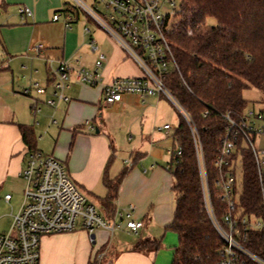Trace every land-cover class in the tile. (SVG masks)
<instances>
[{
  "label": "crops",
  "instance_id": "crops-1",
  "mask_svg": "<svg viewBox=\"0 0 264 264\" xmlns=\"http://www.w3.org/2000/svg\"><path fill=\"white\" fill-rule=\"evenodd\" d=\"M20 6L29 7L33 17L23 21L18 13ZM1 9L8 13L0 23L3 56L0 61V190L9 180L21 178L27 158L34 152L22 137L20 126L24 125L33 131L35 151L45 154L37 148L38 141L44 140V133L55 138V152L59 150V153L45 155L54 156L65 165L70 178L98 204L105 218L114 219L117 211L127 214L129 206L134 205L133 218L144 224L137 234L123 227L117 236L114 234L113 241L102 232L93 243L83 230L45 237L41 243L40 264H97L99 255H103L101 264L105 261L107 264H170L179 240L177 234L166 231L173 222L177 203L175 180L166 170L165 151L173 145L176 127L158 116L163 97H152L143 103L138 96L125 95L121 103L112 106L104 103L123 114L124 124L120 126L124 129L118 134L116 148L95 123L99 116H104L99 113L103 107V87L93 88L76 81L75 73L81 69L93 70L97 59V54L89 51L87 29L83 33L73 29L77 15L68 11L62 0H0ZM60 12L65 14H59L60 21L53 22L54 15ZM68 15L73 17L71 29L65 24ZM95 43L105 56V83L114 78L142 76L140 68L116 44ZM37 44L44 45L39 54L32 50ZM88 55L94 58L92 65L85 61ZM59 61H65L72 71V82L65 91L70 101H58L53 108L46 102L54 99L51 71ZM34 83L45 89L43 95L36 93ZM27 89L30 94L24 95ZM35 106L40 110L38 114L33 113ZM166 124L173 130H158ZM124 172L118 196L108 205L103 200L108 194L105 179L114 181ZM116 221L122 222L121 217L116 216ZM173 234L177 237L176 243ZM145 239L160 241L161 248L134 251V246Z\"/></svg>",
  "mask_w": 264,
  "mask_h": 264
},
{
  "label": "built area",
  "instance_id": "built-area-1",
  "mask_svg": "<svg viewBox=\"0 0 264 264\" xmlns=\"http://www.w3.org/2000/svg\"><path fill=\"white\" fill-rule=\"evenodd\" d=\"M102 6L101 11H95L81 0H74L76 7L98 23L120 47L124 55L130 58L140 68L141 77L114 78L104 82L103 68L105 56L99 52L95 41H91V52L97 54L93 70L77 71L76 81L90 87H103V99L106 105L121 103L125 95H135L144 103L152 97H163L169 100L178 113L187 121L194 137L200 179L203 191L205 209L218 235L223 241L221 260L217 264H238L242 258H249L259 264H264L259 257L249 252L243 243L249 230H259L264 227V220L256 216H248L238 210V196L242 181V150H249L255 160L259 179L264 181V148L258 144L264 138V110L246 111L240 120H235L230 113L224 115L227 121L226 134L222 147L214 162L215 175L213 185L206 168L203 147L189 115L166 88L165 79L172 70H179L173 56L168 33L172 27L167 20V8L162 7V0H97ZM170 8L175 10V0H166ZM182 11V0H179ZM18 13L23 21L33 17V11L26 6L18 7ZM61 15H54L52 21L59 22ZM68 29L72 28L73 17L65 19ZM173 26V25H172ZM90 34L89 29L86 30ZM2 38L0 36V51ZM44 49L43 44H37L32 50L39 54ZM54 99L47 105L55 108L57 102H69L65 91L72 82L71 68L65 61H59L57 68L51 71ZM38 95H43L45 89L39 83L33 84ZM30 89L24 91L29 95ZM35 106L34 114L39 113ZM87 125H90L87 122ZM159 131L173 130L169 124L158 128ZM168 162L166 170L179 164L176 156H181L182 148L173 145L165 151ZM20 177L25 181L24 198L20 209L12 214L10 229L0 234V264H40L41 242L43 238L58 234L73 233L83 230L88 233L91 242L98 240L99 233L104 232L112 240L116 231L123 227L129 232L138 233L143 228L142 221L133 218L135 206L130 205L128 213L116 212L122 222L116 221V216L110 221L105 218L97 207L89 202L70 178L65 165L54 156L45 155L39 151L31 152L21 171ZM263 209H264V189ZM213 196L226 204L224 214L219 218L213 206ZM6 202L12 196H5ZM103 255L96 257L101 263Z\"/></svg>",
  "mask_w": 264,
  "mask_h": 264
},
{
  "label": "trees",
  "instance_id": "trees-1",
  "mask_svg": "<svg viewBox=\"0 0 264 264\" xmlns=\"http://www.w3.org/2000/svg\"><path fill=\"white\" fill-rule=\"evenodd\" d=\"M167 37L179 70L169 73L165 85L195 126L213 185L214 162L226 134L224 115L230 113L240 120L249 110L243 91L248 86L264 90V0H182V11ZM179 116L172 137L174 148L181 147L182 154L175 158L179 164L169 170L175 180L177 206L173 222L166 227L179 240L172 264H217L223 241L205 209L193 133ZM20 130L29 149L35 151L32 129L21 125ZM242 156L238 210L264 220V181L259 179L252 153L243 149ZM124 174L114 181L105 179L108 194L103 200L108 205L115 202ZM212 203L220 218L226 204L215 196ZM243 246L264 261V227L249 230ZM160 248V241L145 239L133 250ZM238 264L259 263L242 258Z\"/></svg>",
  "mask_w": 264,
  "mask_h": 264
},
{
  "label": "rangeland",
  "instance_id": "rangeland-1",
  "mask_svg": "<svg viewBox=\"0 0 264 264\" xmlns=\"http://www.w3.org/2000/svg\"><path fill=\"white\" fill-rule=\"evenodd\" d=\"M62 1H63L64 7L67 6L66 8L68 9V7L71 6L72 7L71 12H73V14L77 15L78 21L74 24L73 29L75 31H80L81 33L85 32L86 29L91 30V34L88 35L89 36L88 39H90V41L87 44L90 52H91L90 43L93 39L95 41H97L98 44L101 41H105L110 46L112 44H116L110 38V36L106 33V31L98 23H96L91 18V16H89L88 13H85L84 11H82L76 7V3L74 2V0H62ZM81 1L86 6L91 8L92 10H95V11H101L102 10V6L98 4L97 0H81ZM162 1L164 2L162 7L167 8L166 9V11H167L166 17H167L168 23H170V26L172 27V25L176 21L175 14L177 12H179V10L181 8L180 1L175 0L177 3V7L175 8V10H173L172 8L169 7L166 0H162ZM7 13L8 12H5L3 9L0 10V15H1L0 16V23L3 22V20L6 18ZM58 14L64 15L65 12H60ZM210 23L214 24L215 22L211 20ZM59 27H61V25ZM2 59H3L2 51H0V61H2ZM93 59L94 58L92 55H88L86 57L85 61H88V63H90V65H92L91 63L93 62ZM93 88H96V87H93ZM242 96H243L244 100H246L249 103V109L256 110V111L264 110V90L248 86L243 91ZM161 100L162 101L158 105V109H157L158 116L163 120H168L173 127H177L179 124V121H180V116H179L178 110L175 108V106L169 100H167L165 98H162ZM102 101L103 102H101V105H103V107L99 113H102L104 116L103 117L99 116L95 123L99 128L102 129V131H104V133H106V135L110 139L111 143H113L114 146H116V148H117V140L116 139L119 136L118 134L122 131V129H124L120 126V125L124 124L123 123L124 118L122 117L123 114H122V111H120L114 107L106 106L104 104L105 103L104 100H102ZM53 123L55 124V122H53ZM53 123H51V125H54ZM159 123H163V122H159ZM55 144H56L55 138H49V134L47 136V134L44 133V140L38 141L37 148L39 150L43 151L45 154L51 155L54 153L57 156V154L59 153V150H57V152H55V148H56ZM258 148H264V138L262 139V142L258 144ZM61 153L63 155L64 149L62 150ZM119 153L123 154L122 156L128 157V155L123 153V152H119ZM120 154H119V156L121 157ZM25 185H26L25 181L21 178L14 179V180L11 179L6 183L5 187L2 190H0V234H4L10 229V226H11L12 220H13L11 210L13 211V213H16L20 209L22 202H23V198H24L23 196H24ZM80 191L83 193V195H85V197L87 198V200L89 202L92 201L91 198L84 191H82V190H80ZM174 193H175V196L177 198V193L175 190H174ZM6 194H10L12 196V200L10 202H6V200H5ZM91 203H94V205H96L97 209L100 211L97 203H95L94 201H92ZM176 203H177V199H176ZM108 220L110 221L111 219H108ZM117 234H119L118 231L115 232V236H117ZM154 235H155V231H154ZM161 235H164V233H162ZM125 236L131 237L130 235L128 236L127 234H125ZM174 239H175V243H176V241H177L176 235H174ZM41 243H43V241ZM168 250H170V249H168ZM167 259L168 258H166V262L168 261ZM169 261H170L169 263L172 264L173 260L171 259ZM97 264H101V263H97ZM102 264H107V261H105Z\"/></svg>",
  "mask_w": 264,
  "mask_h": 264
},
{
  "label": "water",
  "instance_id": "water-1",
  "mask_svg": "<svg viewBox=\"0 0 264 264\" xmlns=\"http://www.w3.org/2000/svg\"><path fill=\"white\" fill-rule=\"evenodd\" d=\"M99 132V130H96V133H98Z\"/></svg>",
  "mask_w": 264,
  "mask_h": 264
}]
</instances>
